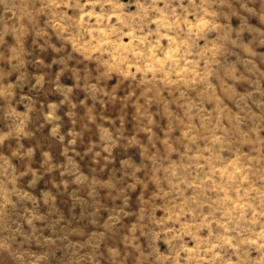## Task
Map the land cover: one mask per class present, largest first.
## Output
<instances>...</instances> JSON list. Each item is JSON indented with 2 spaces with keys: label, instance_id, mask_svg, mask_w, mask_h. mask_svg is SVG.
Segmentation results:
<instances>
[{
  "label": "clouds",
  "instance_id": "clouds-1",
  "mask_svg": "<svg viewBox=\"0 0 264 264\" xmlns=\"http://www.w3.org/2000/svg\"><path fill=\"white\" fill-rule=\"evenodd\" d=\"M0 264H264V0H0Z\"/></svg>",
  "mask_w": 264,
  "mask_h": 264
}]
</instances>
